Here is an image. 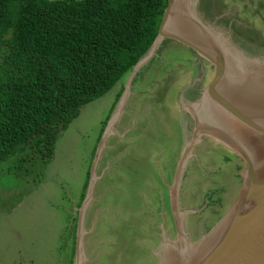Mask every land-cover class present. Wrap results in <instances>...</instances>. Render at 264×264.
<instances>
[{"label":"rangeland","instance_id":"1","mask_svg":"<svg viewBox=\"0 0 264 264\" xmlns=\"http://www.w3.org/2000/svg\"><path fill=\"white\" fill-rule=\"evenodd\" d=\"M189 5L230 46L241 68L261 71L264 78V0H189ZM202 53L162 39L135 72L80 107L44 167L28 151L0 160V264H72L71 218L78 212L82 264L189 261V247L219 223L236 196L244 166L232 152L239 162L238 185L227 180L215 193L210 188L218 183L200 172L196 152L219 143L200 133L176 184L173 207L181 234L175 232L169 198L193 128L181 105L214 72ZM86 181L87 198L79 209Z\"/></svg>","mask_w":264,"mask_h":264},{"label":"trees","instance_id":"2","mask_svg":"<svg viewBox=\"0 0 264 264\" xmlns=\"http://www.w3.org/2000/svg\"><path fill=\"white\" fill-rule=\"evenodd\" d=\"M165 4L0 0V160L28 151L44 167L80 107L108 91L148 49Z\"/></svg>","mask_w":264,"mask_h":264},{"label":"water","instance_id":"3","mask_svg":"<svg viewBox=\"0 0 264 264\" xmlns=\"http://www.w3.org/2000/svg\"><path fill=\"white\" fill-rule=\"evenodd\" d=\"M169 38L188 46L214 66L212 77L187 104H182L192 120L189 140L184 144L174 171L169 207L175 232L180 233L174 203L177 183L190 147L200 133L217 140L242 162L236 196L219 223L191 245V257L184 264H264V78L261 71L238 65L230 46L220 34L202 21L189 0H166L156 35L129 74L135 72L155 52L162 39ZM203 54V53H202ZM264 70V68H262ZM246 72V73H245ZM248 73V74H247ZM250 75V76H248ZM250 81L246 83L244 80ZM253 87V88H252ZM89 183L88 188H90ZM87 196L81 202L86 200ZM72 264H82L77 234ZM174 243V242H172ZM197 255V251L205 244Z\"/></svg>","mask_w":264,"mask_h":264},{"label":"crops","instance_id":"4","mask_svg":"<svg viewBox=\"0 0 264 264\" xmlns=\"http://www.w3.org/2000/svg\"><path fill=\"white\" fill-rule=\"evenodd\" d=\"M196 157H198V161L202 162L199 167L200 172L208 177L207 181L218 183L210 188L215 193L222 190L227 180L230 181V184H234L235 188L237 187L239 182L237 174L240 168L238 159L232 152L220 144L208 143L200 146L196 152ZM225 191H227L226 188ZM215 197L217 200L218 196Z\"/></svg>","mask_w":264,"mask_h":264},{"label":"bare ground","instance_id":"5","mask_svg":"<svg viewBox=\"0 0 264 264\" xmlns=\"http://www.w3.org/2000/svg\"><path fill=\"white\" fill-rule=\"evenodd\" d=\"M244 81H246V83H250L249 79H248V80L246 79V80H244ZM252 88H253V87H252ZM204 245H205V244H204ZM204 245H203V246H204ZM206 245H207V244H206ZM206 245H205V246H206ZM202 250H203V249H202Z\"/></svg>","mask_w":264,"mask_h":264}]
</instances>
